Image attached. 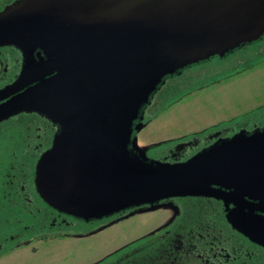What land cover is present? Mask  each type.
Listing matches in <instances>:
<instances>
[{
  "label": "water",
  "instance_id": "95a60500",
  "mask_svg": "<svg viewBox=\"0 0 264 264\" xmlns=\"http://www.w3.org/2000/svg\"><path fill=\"white\" fill-rule=\"evenodd\" d=\"M263 37L264 0H14L0 10V48H18L23 65L0 89V122L37 112L61 125L36 167L60 211L102 218L211 196L264 246V127L177 161L148 155L167 141L137 136L168 76Z\"/></svg>",
  "mask_w": 264,
  "mask_h": 264
},
{
  "label": "flooded vegetation",
  "instance_id": "af4514ba",
  "mask_svg": "<svg viewBox=\"0 0 264 264\" xmlns=\"http://www.w3.org/2000/svg\"><path fill=\"white\" fill-rule=\"evenodd\" d=\"M263 40L264 37L224 57L215 56L168 76L142 110L146 126L172 107V90L177 89L176 76L181 78L190 69L211 61L225 62L238 52L257 50ZM22 65L23 55L18 48H0V89L16 79ZM166 103L168 105L164 106ZM263 127L264 120L216 124L212 130L178 138L176 147L152 158L185 160L220 138ZM61 131L59 123L37 112H21L0 122V256L37 240L93 236L137 214L167 210L168 217L158 227L92 264H264V246L229 221L228 210L234 204L215 197L175 196L161 200L163 205L157 209L147 210L150 205H146L90 219L53 207L37 189L36 167ZM150 153L148 151L149 156ZM132 212L136 213L125 217Z\"/></svg>",
  "mask_w": 264,
  "mask_h": 264
},
{
  "label": "rangeland",
  "instance_id": "374dc122",
  "mask_svg": "<svg viewBox=\"0 0 264 264\" xmlns=\"http://www.w3.org/2000/svg\"><path fill=\"white\" fill-rule=\"evenodd\" d=\"M12 1L0 0V10ZM257 48L235 53L219 64L211 61L194 67L181 78L176 76L172 107L137 133L139 144L167 141L150 150L151 157H158L176 147L180 138L212 130L216 124L264 120V40ZM168 215L167 210L146 212L93 236L37 240L0 256V264H92L152 231Z\"/></svg>",
  "mask_w": 264,
  "mask_h": 264
}]
</instances>
